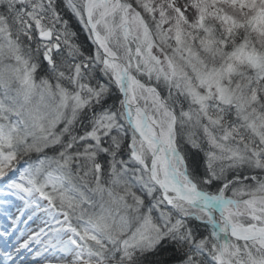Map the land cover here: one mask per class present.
<instances>
[{"label":"snow or ice","instance_id":"obj_1","mask_svg":"<svg viewBox=\"0 0 264 264\" xmlns=\"http://www.w3.org/2000/svg\"><path fill=\"white\" fill-rule=\"evenodd\" d=\"M0 264H264V0H0Z\"/></svg>","mask_w":264,"mask_h":264}]
</instances>
